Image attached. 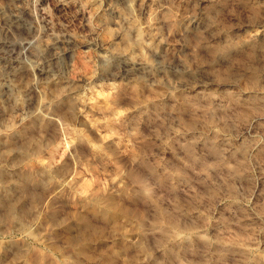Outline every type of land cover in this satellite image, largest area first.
Instances as JSON below:
<instances>
[{"label":"rangeland","instance_id":"1","mask_svg":"<svg viewBox=\"0 0 264 264\" xmlns=\"http://www.w3.org/2000/svg\"><path fill=\"white\" fill-rule=\"evenodd\" d=\"M145 2L180 73L105 75L104 0H0V264H264V0Z\"/></svg>","mask_w":264,"mask_h":264},{"label":"bare ground","instance_id":"2","mask_svg":"<svg viewBox=\"0 0 264 264\" xmlns=\"http://www.w3.org/2000/svg\"><path fill=\"white\" fill-rule=\"evenodd\" d=\"M15 4L20 3L22 0H14ZM129 0H104V5L102 7V10L104 12V16L107 20V23L114 28L115 33L114 35L116 37H124L129 33V31L135 32L136 35H138V39L134 42V45L132 46V49H118V50H110L108 54H98L97 59L98 61L104 64L110 60H113L116 64V69H108V67H105L102 65V72L107 74V76L116 78L120 74H138L140 78L143 77H155L158 74H165V73H180V71L185 68L183 67V62L181 59L178 60L177 63H170L165 60H163L161 56V40L160 35L158 32L154 30V27L151 24L147 25L148 30L145 31V36H142V28L140 27V23L134 16H128L126 14H123L120 10V4L123 2H127ZM139 1V12H142L145 7H147V3L145 0H137ZM153 3L159 4V0H151ZM9 12L11 13V19L17 18L16 15V6L12 7ZM190 22H194L195 18H191L189 20ZM11 22V20H10ZM18 41V40H17ZM20 41V40H19ZM22 41V40H21ZM12 42H15L14 40ZM48 51L47 55L45 56L47 59L56 61L57 58H59L60 54L66 53L68 50L66 48L59 47V44L57 41H52L51 43L48 42ZM6 44V43H5ZM4 44V45H5ZM8 45V44H7ZM12 47H18L21 48L25 45V42L21 43H11ZM8 45V46H10ZM35 50V49H34ZM33 51V50H31ZM39 51V50H37ZM34 55V54H33ZM38 57V56H37ZM42 60V59H41ZM33 64L29 65H22L19 67L13 68L10 67V70L12 69V72L15 71L20 73H25L29 77V80L27 82L28 88H31L34 84L33 80L31 79V76L34 72H36L38 75H46L48 71L47 67L40 61H34ZM14 66V65H13ZM16 66V65H15ZM19 67V68H18ZM106 69H105V68ZM17 68V69H16ZM19 69V70H18ZM17 70V71H16ZM22 71V72H21ZM183 73V72H181ZM19 74V73H18ZM48 75V74H47ZM179 75V74H178ZM1 78V77H0ZM80 79H88L87 76H80ZM3 80V79H2ZM53 82H57L53 80ZM3 88V96H5V99L9 102H14L18 97L15 95L16 91L14 88V85L9 81L5 80L4 84L2 83ZM26 87V86H25ZM106 88L109 91H113L115 86L113 83L106 84ZM70 90V89H68ZM66 91V90H65ZM1 93V94H2ZM17 97V98H16ZM77 99L79 102H77L78 110H81V107H83V102L80 100V98L77 96ZM18 101V100H17ZM15 101V102H17ZM219 101V100H218ZM216 102V101H215ZM222 102V100H221ZM220 103V101H219ZM16 103H14L15 105ZM1 109V108H0ZM9 111V110H8ZM35 111V110H34ZM3 112V110H2ZM10 112H3L4 115H10ZM89 125L92 128H95L98 132H100L92 123V121H89ZM227 150V149H225ZM144 186V185H143ZM144 188V187H143ZM11 211V210H10Z\"/></svg>","mask_w":264,"mask_h":264}]
</instances>
